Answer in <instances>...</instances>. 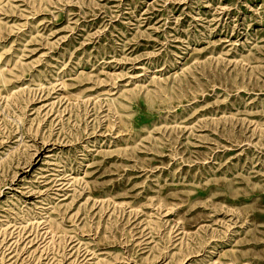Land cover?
Masks as SVG:
<instances>
[{
	"label": "rangeland",
	"instance_id": "1",
	"mask_svg": "<svg viewBox=\"0 0 264 264\" xmlns=\"http://www.w3.org/2000/svg\"><path fill=\"white\" fill-rule=\"evenodd\" d=\"M0 264H264V0H0Z\"/></svg>",
	"mask_w": 264,
	"mask_h": 264
}]
</instances>
